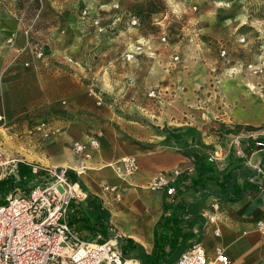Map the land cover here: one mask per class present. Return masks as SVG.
I'll use <instances>...</instances> for the list:
<instances>
[{
  "label": "rangeland",
  "instance_id": "374dc122",
  "mask_svg": "<svg viewBox=\"0 0 264 264\" xmlns=\"http://www.w3.org/2000/svg\"><path fill=\"white\" fill-rule=\"evenodd\" d=\"M119 2L0 3V9L19 12L38 61L34 74L27 70L9 79L14 112L0 115L5 179H12L16 159L30 156L42 165L49 156L43 155L44 144L66 141L73 123L84 130L78 143L88 146L86 156L76 154V142L69 147L88 166L86 174L92 170L91 148L124 151L127 159L164 145L174 128L215 129L235 119L248 129L264 125V0H135L122 11ZM65 27L81 59L46 60L47 45ZM43 122L57 134L42 139ZM93 138L96 147L90 145ZM8 189L0 187V206Z\"/></svg>",
  "mask_w": 264,
  "mask_h": 264
},
{
  "label": "crops",
  "instance_id": "0c3cea01",
  "mask_svg": "<svg viewBox=\"0 0 264 264\" xmlns=\"http://www.w3.org/2000/svg\"><path fill=\"white\" fill-rule=\"evenodd\" d=\"M134 2L120 0L117 9L122 11L130 8ZM19 15L14 9H0L2 116L14 112L10 104L11 95L7 92L10 76L20 75L27 70L34 74L38 69V61L29 51L31 48L20 25ZM78 51L71 30L65 27L47 45L46 60H71L69 58ZM74 57L76 61L81 59L77 55ZM3 123L0 121V124ZM216 126L219 127L174 128L164 136V145L134 155L138 170L133 173H120L117 170L128 156L124 151L106 150L104 146H100V149L91 148L92 170L86 174L89 170L87 166L85 173L81 174L76 167L65 166L73 155L77 158L69 147L70 142H81L86 137L81 125L73 123L68 127L66 141L53 142L48 148V143L44 144L47 150L43 155L49 152V156L45 157L42 165L30 156H27V161L14 160L10 180L15 183L28 182L26 177L19 174L20 161L32 168L37 180L45 175H37L39 169H75L79 173L77 175L82 182L79 185L86 199L72 203L68 216L71 226L77 229L85 241H91L99 234L105 240L115 239L118 247H122L118 250L123 256L140 264V256L152 255L156 248V226L164 213L163 232L168 237L159 240L166 242L167 258L172 259L171 263L167 261L166 264H176L181 255L196 244L205 248L211 260L216 259L217 249L220 248L230 257L231 264H264V125L260 124L256 130L248 129L235 119V123L221 122ZM80 132L83 138L78 141L76 139L80 138ZM89 140L82 143H88ZM200 158L213 163L232 182L233 187L226 193L229 199L212 194L214 187L206 183L208 175H205L203 184H194L198 178L196 162ZM177 171L180 175L171 184L176 189L173 197H169L165 189L150 188L157 176H175ZM186 171L190 173L183 178L182 174ZM180 176L182 179L178 182ZM18 179L21 181L18 182ZM5 180L9 179L0 175V185ZM121 195L123 200L115 202L114 197L119 200L122 199ZM166 225H174V229L169 230Z\"/></svg>",
  "mask_w": 264,
  "mask_h": 264
},
{
  "label": "built area",
  "instance_id": "2783aa9c",
  "mask_svg": "<svg viewBox=\"0 0 264 264\" xmlns=\"http://www.w3.org/2000/svg\"><path fill=\"white\" fill-rule=\"evenodd\" d=\"M87 13L84 10V14ZM38 130L42 139H50L58 132L46 122L41 123ZM98 143L92 139L90 145L96 147ZM74 145L77 155H85L86 144L76 142ZM117 169L120 173L137 171L136 158L125 159ZM42 170L45 175L36 184L16 186L6 196V204L0 206V264H140L126 259L117 249L115 239L105 240L99 234L91 241L83 240L68 216L74 201L86 199L85 192L78 183L70 181L68 168ZM179 175L177 171L175 176H157L150 188L165 189L166 194L173 197L176 189L171 184ZM217 263L231 264V259L219 248L216 259L211 260L205 248L196 244L185 251L176 264Z\"/></svg>",
  "mask_w": 264,
  "mask_h": 264
},
{
  "label": "trees",
  "instance_id": "16d2710c",
  "mask_svg": "<svg viewBox=\"0 0 264 264\" xmlns=\"http://www.w3.org/2000/svg\"><path fill=\"white\" fill-rule=\"evenodd\" d=\"M18 169H19L20 176L26 177V179L28 181L25 183V187L35 182L34 181L35 175L33 174V172H32L33 170L30 166H28L24 162L20 161L18 163ZM196 171L198 172V178L194 183L195 185H198L199 183L203 184L205 179H206L205 175H208V177H207L208 182H206V183L208 185H210L211 187H214V191L212 194H214L216 196L227 198L226 193L231 190V186L233 187L232 182L229 180L228 177L225 178V176H223L222 173L220 171H218V169L215 168L213 163L209 162L208 160H206L204 158H200L196 162ZM189 173H190L189 171L188 172L186 171L184 174H182V177L184 178V176L185 177L188 176ZM44 174H45L44 170H42V169L38 170L37 175H44ZM68 176H69V179L71 182L78 183V184L82 185V182H81V180H80V178L77 175V172L75 170L68 171ZM182 177L181 176L179 177L178 182H181ZM1 186L9 187L8 193H10L16 187V183L14 180H5L2 182L0 187ZM8 193H7V195H8ZM229 194H231V193H229ZM89 195L92 196V194H89ZM230 198H231V196H230ZM95 199H97V198H95ZM227 199H229V198H227ZM164 223H165V213H164L163 217L161 218L160 222L156 226V238H158V240L156 241V248H155L154 252L152 253V255L140 256V260L142 261V264H166L167 261H170V263H171L172 259L167 258V253H166V249H165L167 244H166V242L161 241L164 236H167L163 232ZM166 226H167V228H169V230L174 229V225H172V226L166 225ZM161 232H162V234H161ZM159 238L161 240H159ZM127 256H129L128 253H127ZM173 260H174V258H173Z\"/></svg>",
  "mask_w": 264,
  "mask_h": 264
},
{
  "label": "bare ground",
  "instance_id": "6f19581e",
  "mask_svg": "<svg viewBox=\"0 0 264 264\" xmlns=\"http://www.w3.org/2000/svg\"><path fill=\"white\" fill-rule=\"evenodd\" d=\"M250 91H256V87L254 85H249L248 86ZM67 153V152H66ZM68 154V153H67ZM65 163V162H64ZM2 165L4 163H1ZM8 164V163H6ZM83 164V163H82ZM78 160L77 158L73 155L71 158H70V161L65 163V166H68V165H72L73 167H76L77 168V171H79L81 174H84L85 173V170H86V167L83 166ZM113 165V164H111ZM117 167V166H116ZM114 168V167H113ZM118 170V169H117ZM119 171V170H118ZM120 178V177H119Z\"/></svg>",
  "mask_w": 264,
  "mask_h": 264
}]
</instances>
